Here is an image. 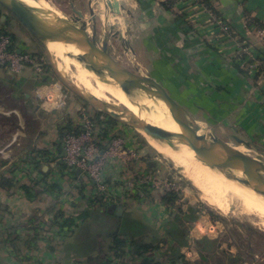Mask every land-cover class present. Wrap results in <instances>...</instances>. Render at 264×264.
Returning a JSON list of instances; mask_svg holds the SVG:
<instances>
[{
	"label": "crops",
	"instance_id": "crops-1",
	"mask_svg": "<svg viewBox=\"0 0 264 264\" xmlns=\"http://www.w3.org/2000/svg\"><path fill=\"white\" fill-rule=\"evenodd\" d=\"M136 1L142 13L138 18L139 24L136 22L135 25L138 28L132 27L134 35L139 32V36H136L139 43L134 53L139 56L141 53H150L151 69L148 70L147 76L154 78L152 71H156L161 76L160 83L165 87H173L174 92L182 96L191 95L200 116L196 117L190 113L201 123L203 121L200 118L205 116L218 117L221 123H217L216 127L222 125L227 118L233 119L232 125L240 127L237 130H243L252 142L264 146V43L260 42L257 34V27H264V0H207L210 8L177 2L172 9L166 6L155 7L154 0ZM211 8L213 11L209 10ZM5 16L6 13L0 8V25L9 32L7 24L10 26L15 19L9 16L5 19ZM220 19L228 26L226 32L218 23ZM142 37L144 42L140 46ZM28 43L27 39H17L13 48L25 52V49L30 48ZM154 63H159L158 65L164 68H159ZM162 69L166 72L162 73ZM17 77L25 80L34 76L31 71L26 70ZM35 90L36 88L32 90V97ZM26 98L30 99V96L26 95ZM2 105L4 110L0 108V115L7 114V111H10L9 114L18 115L17 112H12L13 109L5 106L9 105V102L1 101L0 106ZM41 106L42 112L33 110V106L30 110L37 129L31 132L33 136L37 134V142H33L32 135L28 136L30 142L27 148L24 147L25 156L21 158L20 163L17 161L18 166H13L14 162L11 160L7 161L8 155L0 164V225L6 229L0 233V262L108 264L112 254H108L111 240L106 237L107 229L98 228L89 218L73 226L71 232L65 229L64 234L60 235V213L68 218H75L90 209L121 207L123 214L119 217L129 216L157 228L169 219L170 213L165 215L159 210L161 198L150 195L146 201L141 189L121 195L116 202L108 206H93L90 192L85 189L81 178L73 180L61 163L58 172L53 174L56 171L46 159L63 151L64 139L80 124L79 110L85 106L72 99H68L63 109L49 110L43 103ZM89 112L99 122L104 118L96 111ZM110 127L113 129L111 134H114V130H126L122 123ZM232 127L231 130H234ZM61 133H64V137ZM131 138L130 136L128 141L134 145L136 139ZM142 164L136 167L131 165L126 169L113 168L108 173L109 184L143 175L140 168L146 171V167H141ZM32 168L34 170H30ZM34 174H37L35 186L32 181ZM52 174L56 178L55 184L45 187L44 181H48ZM2 179L17 183V187H3ZM21 186L29 187L33 191V197L20 191ZM180 207L184 209V202ZM39 223L43 224V229L50 232L51 237L47 242L43 240L44 231ZM211 227L215 230L219 225L211 224ZM203 228L209 230L204 224ZM210 233L208 238L219 239ZM182 252L191 262L201 260L198 252L194 255L187 248ZM238 252L231 251L234 255H239Z\"/></svg>",
	"mask_w": 264,
	"mask_h": 264
},
{
	"label": "rangeland",
	"instance_id": "rangeland-1",
	"mask_svg": "<svg viewBox=\"0 0 264 264\" xmlns=\"http://www.w3.org/2000/svg\"><path fill=\"white\" fill-rule=\"evenodd\" d=\"M48 1H50L57 9V11H59L63 16L66 15L73 16L74 10H76L82 13L83 20H85L87 23L90 21L91 17L99 18L100 20L98 21V29L100 35L99 41L100 43L104 41L105 33H104L103 14L101 13L102 10L99 11L98 9V6L100 7L102 6L101 0H97V2L92 4L90 8L88 7L87 4L88 0H48ZM136 2H137L136 0H120V4L123 7L121 14L122 17H114L111 15L110 17L111 23H109V26L111 25L116 26L117 29L116 31H120L121 33L119 38L112 40L111 50L114 52L113 55L116 57V59L119 62H121L124 66L128 67L129 69L135 72H139L140 74L147 76V74L149 73L148 70L151 69L149 67V65L151 64L150 53H143V54L141 53V56H139L138 53H132L130 51V48L135 50L137 44L139 43L138 42L139 38L136 37L137 35L139 36V32L136 33L137 35H134V29L132 30V27H136L135 26L137 24L136 22H138L139 24L138 18L139 16H141L142 13V11L137 7ZM91 12L93 13V15H91ZM0 27L3 28L1 25ZM8 30L10 33L14 34L19 41L27 39V41L30 43V44L28 43V45H30L29 46L30 48L25 49L24 50L25 53H28L33 57H39V56L44 57L39 45L27 33V31H25V29H23V27L20 26L16 21H12L11 25L8 27ZM88 32L89 33L91 32L90 28L88 29ZM122 38L124 39L123 41H127L128 44L127 46L124 45V43L122 42ZM140 41H141L140 42V46H141L142 43L144 42L143 37L140 38ZM149 45L150 43L148 44V46ZM125 48L128 49V51H125ZM156 64L158 65L159 63H154V65ZM159 68H164V67H162L161 65L159 66ZM46 70H47L46 73L54 78L53 83H59L62 86V88L65 89V87L61 84V82L53 75L49 64ZM163 70L165 69H162L161 71L162 73L166 72ZM155 72L152 71V74L154 75V79L159 81L161 79V76L157 72L156 73ZM8 74L9 72L4 70L3 68H0L1 80L4 77L5 78L10 77ZM72 74L74 75V71L73 69L72 70L70 69L69 73H67L66 76H68L71 80H73ZM166 88L169 91V93L172 95V97L180 105L186 108L194 116L196 117L200 116V111L196 109L195 103L193 102V97L191 95L185 94L184 96H182L181 94L175 93L173 87L166 86ZM32 90L33 89L29 90V88H25L23 93L17 94L16 88L12 86L9 82L7 83V85L0 82V102L1 101L9 102V105H5V106L10 107L11 109H13L12 112L15 111L19 115L18 116L17 114L14 113L9 114L10 111H7V114L5 115H0V164L3 161H5L4 159L5 157H7L6 155H8L7 161L11 160L14 162L13 166L17 165V161H19L20 163L21 158L25 156L23 154L24 151L26 150V149L24 150V147L27 148L30 142V138H28V136L32 135L30 126L31 124H33L32 122L34 118L32 116L34 115L32 112H30V109L28 108L27 105L28 102L26 101L27 99H24L23 94L26 93L32 99L33 101L32 105L34 108L33 110L37 109L39 112H42V108H43L41 106L43 102L40 100H36L35 98L32 97V92H33ZM68 93H69V98L71 97L78 104L85 106L89 111L91 112L95 111L92 108H90L87 104L71 96V93L69 91ZM15 95H18L19 98L18 96L15 97ZM3 107H4L3 105L0 106V108L4 110ZM99 115L102 118L104 117L105 119H108L105 115H101V114ZM93 119L94 121H97L95 118ZM200 119L203 121L202 122L203 124L202 123L201 124L204 125L205 127L201 129L202 132H206L210 129L211 132L217 135L220 139L229 143L232 147H235L240 151L250 154L253 157L264 160V146L252 142L248 134L244 133L243 130L242 131L237 130L240 129V127H238L236 124L232 125L231 122H233V119L224 118L225 120L223 121V124L219 126L217 125V127L215 125L217 123L219 124L221 123L220 120L218 121V117L205 116ZM119 123H117V125ZM231 126L234 127V130L233 129L231 130ZM125 127L126 130H118V131L114 130V132L116 136L121 137L125 140H127L128 138L130 139V136L133 139L134 138L136 139V142L134 141L133 142L135 143L134 147L137 148L139 154L141 155L140 163H143L141 167L143 166L146 167V171H143V169L140 168V171L143 172L142 174H145L150 170H160L161 177L163 179L172 180V182H176L182 185L181 186L182 192H180V196L184 200V209H187L190 206H194L198 209H202L201 218L197 223L194 224V228L191 231L190 234L191 240H197V239L199 240L204 237H208V234L210 233V231H212L210 233V234L213 233L212 236L214 235L218 236V238L224 242L223 243L224 246H222L223 250L229 252L239 251L238 253H240V255H242L243 258H246L245 263L264 264V226L262 225L261 221L257 216H249L243 214L240 209V206L234 202H231L230 207L228 208V211L226 213H223L216 207L209 205L203 199L201 191L185 176V174L175 164L171 166L173 162L168 157L161 154L159 150H167L169 148V146L166 143L159 142L156 140L158 143L157 145H154L153 141L151 139L146 138L142 134V132L135 130L129 125H125ZM36 135L35 134L34 136L32 135L33 142L35 141L37 142L38 140ZM239 140L243 141L244 143H239ZM7 146L8 149H6ZM132 165L133 167H136L135 164ZM15 170H17V168ZM162 192H163L162 189H156L152 191V195H154L157 199H160V197L163 195ZM130 210L132 211L133 209ZM135 216L137 217L138 213H136ZM216 216L222 217L225 220V222H222L220 220L215 221L214 217ZM210 223L212 225L218 224L219 228L215 230L212 229ZM103 224L104 223H102V225ZM203 224L208 228L211 227V229L209 228V230H205L203 228ZM232 231H236V233L234 232L232 233ZM192 244L193 243H191V245ZM228 246H230V248ZM189 251L193 252L194 255H196L197 251H195L193 248H190ZM189 259L191 260L192 258Z\"/></svg>",
	"mask_w": 264,
	"mask_h": 264
},
{
	"label": "water",
	"instance_id": "water-1",
	"mask_svg": "<svg viewBox=\"0 0 264 264\" xmlns=\"http://www.w3.org/2000/svg\"><path fill=\"white\" fill-rule=\"evenodd\" d=\"M96 2L97 0H88V7L90 8ZM0 8L6 13V16L15 19L39 45L53 75L61 82L65 90L69 91L97 113L111 117L124 125H129L135 130L144 132L159 142L169 143L172 146L185 144L200 157L203 163L212 169L228 174L241 172L248 177H252L255 170H259L264 174V160L232 147L213 132L199 136L196 132L205 128L204 125L186 108L180 105L163 84L150 76H145L129 69L116 59L113 55L114 52L111 50V43L113 39L119 38L121 33L120 31H116V26H109L108 22L111 15L117 17L122 14L123 7L118 0H113V4L111 5L112 13L106 16V21H104L105 39L102 43L99 41V18L92 17L90 22L91 32L89 33L88 30L84 29L87 22L83 20V15L79 11L74 10L73 16H56V21L61 22L74 32L75 37L54 38L48 33V30L52 27L48 24L49 22L42 20L18 0H0ZM98 9L100 11L101 7L98 6ZM91 15H93L92 12ZM6 16L4 17L5 19ZM123 40L122 38V42L127 46V41ZM50 42L64 43L84 49L87 55L80 57L79 61L83 62L89 59L94 72L99 73L101 71L108 74L128 97L131 98L134 92H144L152 98L162 100L169 109L172 118L183 126L190 135L184 137L183 140H178L168 132L153 129L145 121L141 120L138 115L124 106L114 105L90 95L58 70L56 60L49 49ZM125 51H128V49L125 48ZM130 51L134 53V50L131 48ZM239 143L244 142L239 140ZM173 165L174 163L171 164V166ZM234 181L264 196V189L254 183L238 178H234ZM122 214L123 209L119 207L117 215L122 216Z\"/></svg>",
	"mask_w": 264,
	"mask_h": 264
},
{
	"label": "built area",
	"instance_id": "built-area-1",
	"mask_svg": "<svg viewBox=\"0 0 264 264\" xmlns=\"http://www.w3.org/2000/svg\"><path fill=\"white\" fill-rule=\"evenodd\" d=\"M177 2H187L200 7L206 6L204 0H154L153 5L155 7L166 6L172 9ZM215 21L217 22V18ZM218 23L222 25L223 31L228 30V26L224 25L221 19L218 20ZM257 34L260 42L264 43V28L258 26ZM47 66L48 62L44 57H33L28 53L14 50L11 37L0 27V68L14 76H19L26 70H30L34 78L39 79L46 74ZM33 97L42 101L49 110L63 109L67 105L69 93L59 83H54L51 86L36 87ZM79 112L81 122L77 128L66 135L63 142V151L46 159L52 169L56 171L53 174L58 172L61 163L73 180L81 178L85 189L90 192V201L93 206L113 204L121 195L130 194L136 189L143 190L146 201L152 195V191L156 189H162L163 195L176 193L180 196L182 185L172 182V180L163 179L160 170H150L135 179L121 180L119 183L109 184L108 173L110 170L116 167L126 169L132 164L139 165L141 155L128 139L125 140L116 136L115 132L111 134L113 129L109 126L108 119L103 118L100 122L97 119V121H94V117L86 107L81 108ZM53 174L48 181H44L45 187L55 184L56 178ZM36 177L37 174H34L32 178L34 186L37 184ZM183 202L184 200L180 196L176 205L181 206ZM153 205L152 203V207ZM156 206H158L157 203ZM159 210L165 215L170 213L165 204L159 205ZM40 225V228L44 231L43 240L47 242L51 237L50 232L45 228L43 229V224ZM4 231L6 229L0 225V233ZM0 264L6 263L0 262Z\"/></svg>",
	"mask_w": 264,
	"mask_h": 264
},
{
	"label": "bare ground",
	"instance_id": "bare-ground-1",
	"mask_svg": "<svg viewBox=\"0 0 264 264\" xmlns=\"http://www.w3.org/2000/svg\"><path fill=\"white\" fill-rule=\"evenodd\" d=\"M18 1L28 10L37 14L42 20L49 22L48 24L52 27L48 30V33L52 37H75L74 32L61 22L56 21V16L62 17L63 15L57 11L50 1ZM101 1V13L103 14L104 22L106 21V16L112 13L111 5L113 4V0ZM118 1L120 2V0ZM117 17H122V15ZM91 20L92 17L87 25L84 26L85 30L90 28ZM110 20L108 24L111 23ZM49 49L56 60L58 70L62 74L67 75L70 69H73V81L90 95L114 105L124 106L138 115L141 120L145 121L153 129L168 132L178 140H183L184 137L190 135L183 126L172 118L169 109L162 100L152 98L144 92H134L130 98L108 74L101 71L99 73L94 72L89 59L83 62L79 61L80 57L87 55L84 49L58 42H50ZM196 133L201 136L211 134L212 132L211 130L206 132L198 130ZM142 134L146 138L151 139L154 145H157L158 142L152 137L146 135L144 132ZM166 144L169 148L167 150H159L161 154L168 157L201 191L203 199L209 205L226 213L231 202H234L240 206L243 214L257 216L264 226V196L234 181V178L244 179L264 189V174L261 171L255 170L252 177H248L241 172L230 173V175L226 172L212 169L203 163L200 157L185 144L181 146Z\"/></svg>",
	"mask_w": 264,
	"mask_h": 264
},
{
	"label": "trees",
	"instance_id": "trees-1",
	"mask_svg": "<svg viewBox=\"0 0 264 264\" xmlns=\"http://www.w3.org/2000/svg\"><path fill=\"white\" fill-rule=\"evenodd\" d=\"M204 1L205 5L210 8L207 0ZM209 10L213 11L212 8ZM7 26L9 27V24ZM262 28L264 27L262 26ZM5 32L11 37L14 45L17 40L15 35L6 30ZM53 81L54 78L47 73L39 79L33 77L20 80L14 75L4 77L2 80L0 79V82L3 84L7 85L9 82L14 86L17 94L23 93L25 88L31 90L38 86L52 84ZM23 95L24 99H27V94L24 93ZM71 96L73 95L71 94ZM73 97L76 98L75 96ZM70 99L72 98L70 97ZM26 101L28 102V108L32 110V99L30 98ZM106 117L109 120L110 126L119 123L111 117ZM32 123L30 126L31 131H35V123ZM61 135L64 137V133H61ZM2 181L3 187L8 189L17 187V183L6 179H2ZM19 190L26 193L27 196L29 195V197H33L34 195L33 191L27 186H21ZM179 197L176 193L160 197L161 200L159 202L167 206L170 217L168 220L162 222L158 228L146 225L129 216H126V218L119 217L117 209H90L75 218H68L63 213H60L58 216V224L61 229L60 235L64 234L63 230L68 229L71 232L72 227L77 223L85 222L89 218L92 219L93 223L98 225V228L101 227L102 230L107 229L108 231L106 237L111 240L108 254H112L109 256L108 264H165V262L168 264H243L246 262V258H243L240 253L239 255H234L229 251L223 250L221 239L214 240L204 237L192 241L190 234L194 228V224L201 218L202 209L194 206L183 209L176 205ZM105 206L108 205L101 204V207ZM128 218L131 220L129 221ZM214 220L225 222L222 217L217 216L214 217ZM102 223L104 224L102 225ZM233 232L236 233V231ZM191 243L193 244L191 245ZM184 248H193L198 252L201 260L196 263L187 260L185 253L182 252Z\"/></svg>",
	"mask_w": 264,
	"mask_h": 264
}]
</instances>
